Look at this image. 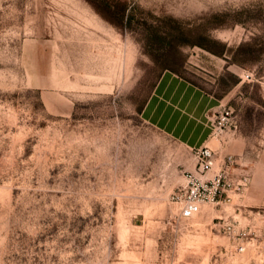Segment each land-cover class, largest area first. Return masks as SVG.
I'll return each mask as SVG.
<instances>
[{
	"label": "rangeland",
	"instance_id": "rangeland-1",
	"mask_svg": "<svg viewBox=\"0 0 264 264\" xmlns=\"http://www.w3.org/2000/svg\"><path fill=\"white\" fill-rule=\"evenodd\" d=\"M165 71L211 82L213 171L248 176L189 220L193 152L140 117ZM0 264H264V0H0Z\"/></svg>",
	"mask_w": 264,
	"mask_h": 264
},
{
	"label": "crops",
	"instance_id": "crops-1",
	"mask_svg": "<svg viewBox=\"0 0 264 264\" xmlns=\"http://www.w3.org/2000/svg\"><path fill=\"white\" fill-rule=\"evenodd\" d=\"M222 100L197 71L163 72L144 102L140 117L190 150L207 146L210 119Z\"/></svg>",
	"mask_w": 264,
	"mask_h": 264
},
{
	"label": "built area",
	"instance_id": "built-area-1",
	"mask_svg": "<svg viewBox=\"0 0 264 264\" xmlns=\"http://www.w3.org/2000/svg\"><path fill=\"white\" fill-rule=\"evenodd\" d=\"M244 79H252L250 73H245ZM210 138L223 132L235 130L236 125L231 117V112L220 104L218 110L210 119ZM194 166L192 172L183 174L184 184L178 186L171 194L170 200L179 206L177 217L188 219L195 215L203 204L218 205L229 202L230 194L240 192L248 183V176L243 173L233 178L234 160L228 156L217 171L214 170L215 152L208 146L193 149ZM216 227L236 242L234 251L242 253L247 240L254 237L255 232L249 226H239L237 218L217 217Z\"/></svg>",
	"mask_w": 264,
	"mask_h": 264
},
{
	"label": "bare ground",
	"instance_id": "bare-ground-1",
	"mask_svg": "<svg viewBox=\"0 0 264 264\" xmlns=\"http://www.w3.org/2000/svg\"><path fill=\"white\" fill-rule=\"evenodd\" d=\"M204 205V204H203ZM202 206V205H201ZM201 206H200V208H201ZM175 207H176V211L179 209V206L176 204L175 205ZM200 212V209H199V211L196 213V214H198ZM195 214V215H196ZM195 215H193L192 217H190V218H188V219H185V220H189V219H191V218H193Z\"/></svg>",
	"mask_w": 264,
	"mask_h": 264
}]
</instances>
